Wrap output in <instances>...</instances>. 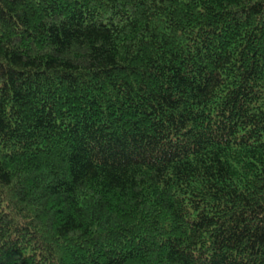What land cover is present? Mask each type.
<instances>
[{
  "label": "trees",
  "instance_id": "16d2710c",
  "mask_svg": "<svg viewBox=\"0 0 264 264\" xmlns=\"http://www.w3.org/2000/svg\"><path fill=\"white\" fill-rule=\"evenodd\" d=\"M0 264H264V0H0Z\"/></svg>",
  "mask_w": 264,
  "mask_h": 264
}]
</instances>
